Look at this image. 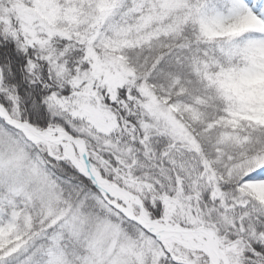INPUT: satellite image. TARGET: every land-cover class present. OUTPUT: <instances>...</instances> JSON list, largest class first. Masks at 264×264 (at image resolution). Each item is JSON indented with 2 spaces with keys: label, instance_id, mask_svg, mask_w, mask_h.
Returning a JSON list of instances; mask_svg holds the SVG:
<instances>
[{
  "label": "snow or ice",
  "instance_id": "6c2138e0",
  "mask_svg": "<svg viewBox=\"0 0 264 264\" xmlns=\"http://www.w3.org/2000/svg\"><path fill=\"white\" fill-rule=\"evenodd\" d=\"M0 264H264V0H0Z\"/></svg>",
  "mask_w": 264,
  "mask_h": 264
}]
</instances>
